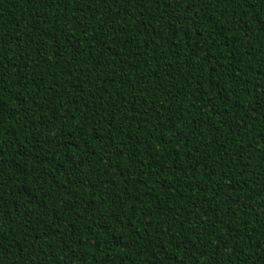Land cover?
<instances>
[{"label": "trees", "instance_id": "trees-1", "mask_svg": "<svg viewBox=\"0 0 264 264\" xmlns=\"http://www.w3.org/2000/svg\"><path fill=\"white\" fill-rule=\"evenodd\" d=\"M0 264H264V0H0Z\"/></svg>", "mask_w": 264, "mask_h": 264}]
</instances>
